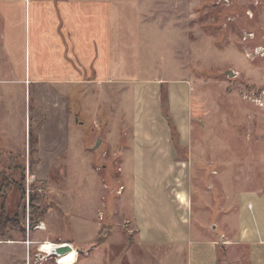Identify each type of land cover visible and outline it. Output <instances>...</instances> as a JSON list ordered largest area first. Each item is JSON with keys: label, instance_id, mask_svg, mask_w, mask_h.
<instances>
[{"label": "rangeland", "instance_id": "obj_1", "mask_svg": "<svg viewBox=\"0 0 264 264\" xmlns=\"http://www.w3.org/2000/svg\"><path fill=\"white\" fill-rule=\"evenodd\" d=\"M146 8L139 86L144 88L145 80L160 81L165 117V111L172 116L168 81L187 78L194 87L187 144L173 118L171 137L177 159L184 161L170 166L182 179L172 185L190 190L188 210L207 217L199 234L217 242L218 264H249L230 258L246 255V248L225 244L233 237L232 216L238 211L227 199L232 196L235 203L241 190L264 187V0H152ZM32 13L18 8L17 28L25 22L29 31ZM3 25L0 14V114L7 117L9 130L8 136L0 134V264H191L184 245L140 240L131 214V175H124L122 163L101 161L104 146L88 149L97 147L103 131L94 119L100 115L98 105L88 112L82 95L86 91V96L101 97L97 88L90 87V93L83 86L74 88L69 118L80 130L66 122L70 150L45 167V179L37 176L39 155L30 152L28 132L36 137L47 113L26 70L23 92L14 93L5 84L13 79L15 59L3 52ZM125 88L106 90L100 124L103 128L114 118L126 139L134 98L130 94L125 101ZM57 126L53 118L49 127ZM183 170L188 171L185 178ZM102 175L109 192L124 195L117 212ZM33 212L35 223L30 221ZM66 242L78 251L75 259L48 252L50 243Z\"/></svg>", "mask_w": 264, "mask_h": 264}, {"label": "crops", "instance_id": "obj_2", "mask_svg": "<svg viewBox=\"0 0 264 264\" xmlns=\"http://www.w3.org/2000/svg\"><path fill=\"white\" fill-rule=\"evenodd\" d=\"M151 4L152 0H0L4 22L3 52L15 59V74L5 84L13 87L14 93L18 89L23 92L26 70L29 84L39 88L43 98L47 119L38 130L37 143V176L41 179L48 173L45 167H52L65 151L70 150L69 130L63 129L67 128L64 127L66 122L71 123L72 130L78 127L69 118L74 88L83 86L88 93L90 87L101 91V97L86 96V91L82 95L85 109L89 112L91 106L98 105L101 115L100 105L105 100L106 90L126 87L125 101H129L130 94L134 98L130 134L125 139L126 132L114 118L102 128L101 116L97 115L94 119L103 131L101 142L88 149L96 151L104 146L101 161L112 159L122 163L124 175H131L128 184L133 202L131 214L143 243L184 245L189 250L191 264H218L217 242L199 234L207 217L203 212L197 215L188 210L190 190L176 189L172 185L181 178L170 171V166L184 160L177 159L178 149L162 111L161 83L145 80V87L139 86L146 7ZM18 8L33 11L29 31L25 22L23 27L17 28L15 24ZM167 86L171 114L181 134V142L187 144L193 84L187 78H180L168 81ZM0 117H3L0 134L8 136L7 117L1 114ZM53 118L60 127H49ZM187 172L183 170L184 178ZM102 181L108 194H113L116 203L112 209L117 212L124 195L109 192L103 175ZM102 200L106 209L108 203L105 198ZM227 200L231 201L230 205H236L238 211L232 216L235 223L233 237L225 244L233 249L240 244L247 249L246 255H230L231 260L245 259L249 264H264V187L241 190L235 203L232 196ZM211 203L206 202L204 206ZM196 230H199L197 234Z\"/></svg>", "mask_w": 264, "mask_h": 264}, {"label": "trees", "instance_id": "obj_3", "mask_svg": "<svg viewBox=\"0 0 264 264\" xmlns=\"http://www.w3.org/2000/svg\"><path fill=\"white\" fill-rule=\"evenodd\" d=\"M165 115H166V117H167V119L169 121V124H170L172 130H174L173 126L175 124H174L173 117L166 111H165ZM28 143H29V146H30V152L31 153H33L35 151H38V149H36V145L38 143V135L35 137L34 133L31 130L29 131V135H28ZM10 158H11L10 159L11 161H14V156L12 154H11ZM22 191L25 193L24 189H22ZM3 205H2V210L4 208ZM31 205H32V207H35V205H33V203ZM36 208H37V206L34 209H36ZM30 221L32 223H35L37 221V216H35V212L32 213V217L30 218Z\"/></svg>", "mask_w": 264, "mask_h": 264}, {"label": "bare ground", "instance_id": "obj_4", "mask_svg": "<svg viewBox=\"0 0 264 264\" xmlns=\"http://www.w3.org/2000/svg\"><path fill=\"white\" fill-rule=\"evenodd\" d=\"M67 243V242H66ZM62 244V243H61ZM70 244V243H69ZM59 244H53V243H50V247H49V250L48 252L50 254L52 253H56L55 250H56V247L58 246ZM73 253H75V255L73 256ZM57 254V253H56ZM67 256H70L71 258L73 257L74 259L78 256V251L76 250V248L72 246V248H70L68 251L62 253V254H58V257L61 258H66Z\"/></svg>", "mask_w": 264, "mask_h": 264}, {"label": "water", "instance_id": "obj_5", "mask_svg": "<svg viewBox=\"0 0 264 264\" xmlns=\"http://www.w3.org/2000/svg\"><path fill=\"white\" fill-rule=\"evenodd\" d=\"M229 73H230V75H235V71H233L232 69H229ZM100 142H101V139H100L98 145L100 144ZM70 248H72V245L71 244H69V243H62V244H59L56 247L55 252L57 254H62L64 252L68 251Z\"/></svg>", "mask_w": 264, "mask_h": 264}, {"label": "built area", "instance_id": "obj_6", "mask_svg": "<svg viewBox=\"0 0 264 264\" xmlns=\"http://www.w3.org/2000/svg\"><path fill=\"white\" fill-rule=\"evenodd\" d=\"M27 179L30 180V177H28ZM38 227H41V225H38Z\"/></svg>", "mask_w": 264, "mask_h": 264}, {"label": "clouds", "instance_id": "obj_7", "mask_svg": "<svg viewBox=\"0 0 264 264\" xmlns=\"http://www.w3.org/2000/svg\"><path fill=\"white\" fill-rule=\"evenodd\" d=\"M75 255V253H73V256Z\"/></svg>", "mask_w": 264, "mask_h": 264}]
</instances>
